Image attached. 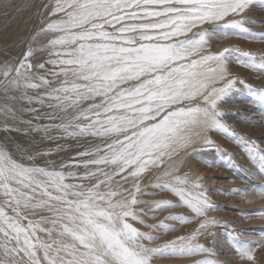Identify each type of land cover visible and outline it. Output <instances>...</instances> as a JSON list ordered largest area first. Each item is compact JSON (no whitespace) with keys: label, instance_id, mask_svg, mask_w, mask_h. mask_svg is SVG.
Instances as JSON below:
<instances>
[{"label":"snow or ice","instance_id":"1","mask_svg":"<svg viewBox=\"0 0 264 264\" xmlns=\"http://www.w3.org/2000/svg\"><path fill=\"white\" fill-rule=\"evenodd\" d=\"M255 6L264 10V0H46L38 30L23 41L26 51L12 56L18 45L3 37L0 264H156L160 257L215 255L200 241L214 242L220 221L209 212L219 206L206 192L192 193L203 187L201 178L179 172L190 153L221 152L208 135L215 131L243 147L264 178V149L231 129L222 109L242 91L264 108V88L229 71L237 64L264 75V49L210 50L229 36L264 43V31L247 27L264 23L249 17ZM19 7L0 0L5 14ZM41 36L47 43L35 47ZM13 134L21 141L15 147ZM198 140L205 147L197 148ZM46 142L55 147L43 149ZM226 166L237 167L230 157ZM153 175L156 182L145 185ZM147 187L178 199L149 202L141 197L156 193ZM257 188L254 200L264 198V184L233 191ZM181 207L193 215L147 222ZM244 215L264 219V208ZM197 220L190 232L156 243ZM238 236L229 264H260L255 248L264 240Z\"/></svg>","mask_w":264,"mask_h":264},{"label":"bare ground","instance_id":"2","mask_svg":"<svg viewBox=\"0 0 264 264\" xmlns=\"http://www.w3.org/2000/svg\"><path fill=\"white\" fill-rule=\"evenodd\" d=\"M46 2V0H16V4L19 5V10L9 9L8 14H5L3 9H0V44H2L3 37L7 36L9 42L13 40L18 46H13L9 49L12 56L21 55L26 48L23 44V41L30 34L34 35L35 31L38 30L39 21L37 19V13L39 11L40 5ZM249 17L256 21H264V10L259 6L253 7V9L248 13ZM253 31H264V23L258 24H249L247 25ZM47 43L45 37H37L35 47H43ZM213 47L211 51H220L225 47H239L243 51L251 50L257 51L259 49H264V43L246 41L241 37L229 36L226 39L212 42ZM47 54H44V59H47ZM50 67V66H48ZM229 71L233 76H238L246 80L248 84L253 85L256 88H264V75L259 73L252 72L242 66L237 64H229ZM237 88L242 89V85L237 84ZM222 109L229 113L223 117L224 122L233 129L237 134L243 135L248 139L256 140L259 143V147L264 149V108L261 107L258 98L252 97L246 92H241L234 94L229 100L222 105ZM213 132L208 135L213 141L217 148L221 149V152L226 153L227 155H222L221 152L215 151H202L198 153H190L185 157V162L180 168V175L188 173V175L195 180L199 177L202 179L203 187L200 189L192 188L191 191L195 195L198 192H206L207 196L211 201L219 206L218 210L210 211L209 215L216 218L220 221V224L217 225L213 231L215 232L214 242H209L208 240L201 238V243H204L206 247L212 248L215 255H197L194 257H181V258H168L160 257L156 260V264H190L192 260H202V259H212L219 261L220 264H226L236 259V256L232 254L234 252L232 237L236 234H239L238 239L241 241H246L251 244H255L258 241L264 240V230H260L264 227V224L260 220L259 216L244 215V213H252L255 210L264 208V198L255 199L257 195V190L249 192L247 194H236L233 190H242L245 188H253L264 184V178H261L257 175L258 169L253 164L250 157L246 154L243 147L238 146L236 142L226 137L222 136V139H215ZM3 138V133H0V139ZM225 140H230L231 144L227 145ZM15 147L17 144H21L20 140L10 138L8 141ZM38 143V141H37ZM68 145H74L75 141L61 142ZM47 147H55L53 143L46 142L42 146L46 150ZM197 148L205 147L203 143L198 140L196 143ZM239 148V149H237ZM240 149L244 150V154L241 153ZM242 150V151H243ZM74 155V153H71ZM195 156L202 157L204 162H213L216 167H220V170H224L228 174L229 181L231 182L229 191L226 192L232 194L233 196H225L223 199L226 202H222L216 198L215 189L212 187V179H207L205 173L201 170L199 165V160L194 158ZM231 158L232 161L237 165L236 169H230L227 165L228 158ZM55 158L59 159V156ZM247 180V182H246ZM155 183V175L148 177L144 181V184L147 185ZM148 193H156L155 195H144L141 198L149 202L154 201H172L176 202L177 197L174 193L170 191H158L154 187H147L145 189ZM220 192V190H217ZM231 198V199H230ZM254 200L253 203H247L246 201ZM224 205V206H223ZM226 205V206H225ZM153 205L151 203L141 205L144 209H149ZM226 207L228 209H226ZM152 215L153 213H148ZM170 214H183L187 216H192L193 213L186 207H181L179 209H169L165 211L156 212V219L148 220L149 224H159L161 221L165 220V217ZM233 214L241 215L248 225L244 226L246 229L245 233L240 231V223L232 222L231 216ZM260 220V221H259ZM167 223H175L174 221H167ZM199 221H195L191 224L182 225L179 228L177 233H164L157 244H163L169 239L175 237V235L183 234L185 232H190ZM134 226L140 228L143 231H148L140 224H135ZM255 253L257 258L260 261V264H263L264 259V246H259L255 248Z\"/></svg>","mask_w":264,"mask_h":264},{"label":"rangeland","instance_id":"3","mask_svg":"<svg viewBox=\"0 0 264 264\" xmlns=\"http://www.w3.org/2000/svg\"><path fill=\"white\" fill-rule=\"evenodd\" d=\"M213 133H214L213 136L215 137V139L223 140L222 139L223 134H219L215 131H213ZM225 142L227 143V145L231 144L230 140H225ZM237 149H239V148H237ZM242 150L240 149L241 153L244 154V150L243 151ZM197 160H199L200 168H201V170L204 171L205 177H207V179H212L211 183H212L213 189H215L216 198L222 202L229 201V200H226V201L223 200L225 198V196H227V195L231 196V197L233 196L230 193H227V195H226V192H228L230 187H232L230 185L231 182L229 181V178L227 177L228 174L224 170H220L219 169L220 167H216V166L210 167L208 162H204L202 159H197ZM246 182H247V180H246ZM217 190H220V192H218ZM226 209H228V208L226 207ZM260 220L264 224V219H260ZM231 221L234 223L239 222L241 224L240 225V229H241L240 231H243L242 233H245L246 228L244 226H247L248 223H247V221L244 220V218L241 215L233 214V216H231ZM260 230L261 231L264 230V227H262ZM263 262H264V259H263ZM226 264H228V263H226Z\"/></svg>","mask_w":264,"mask_h":264}]
</instances>
